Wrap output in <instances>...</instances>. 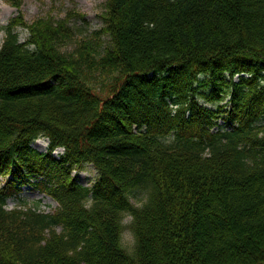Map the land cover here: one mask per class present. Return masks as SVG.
<instances>
[{
    "label": "trees",
    "instance_id": "trees-1",
    "mask_svg": "<svg viewBox=\"0 0 264 264\" xmlns=\"http://www.w3.org/2000/svg\"><path fill=\"white\" fill-rule=\"evenodd\" d=\"M107 13L70 52L66 19L2 27L0 264H264V0ZM86 164L91 187L75 178ZM24 186L54 212L7 210Z\"/></svg>",
    "mask_w": 264,
    "mask_h": 264
},
{
    "label": "rangeland",
    "instance_id": "rangeland-1",
    "mask_svg": "<svg viewBox=\"0 0 264 264\" xmlns=\"http://www.w3.org/2000/svg\"><path fill=\"white\" fill-rule=\"evenodd\" d=\"M17 7L7 5L0 0V45L4 38L2 27L6 26L8 21L18 14L21 15L23 23L26 25L32 24L38 18H49L54 21L66 19V26L70 28L72 38L61 45V49L70 52L80 40L84 37L91 36L94 32L100 31L103 27V18L107 16L109 0H16ZM19 39L24 40L27 37L25 30L18 28ZM100 42L105 47L110 46V40L107 35H101ZM97 45V44H95ZM102 86L99 87V92L106 94L108 92V81H102ZM106 82V83H104ZM99 83H97L98 86ZM226 101V100H225ZM34 149L40 152L46 151L47 141L38 139L31 145ZM79 184L84 187H91L97 178V172L90 164L84 165L83 169L75 175ZM3 184L4 180L0 179ZM138 199L143 198V194H137ZM23 201L26 206L33 207L35 202L38 203L39 211L50 214L53 213L57 204L49 197L41 194L37 189L30 186H24L17 197H10L6 202V209L12 210L20 208V203ZM136 204L135 202H133ZM139 205V203L137 204ZM130 218L124 220L125 228L121 235V243L124 249L128 252L133 250L134 238L128 228Z\"/></svg>",
    "mask_w": 264,
    "mask_h": 264
}]
</instances>
